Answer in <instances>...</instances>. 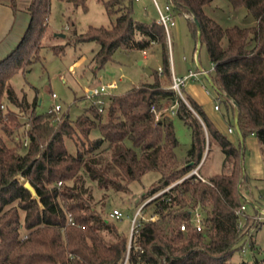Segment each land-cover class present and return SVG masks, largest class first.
I'll return each mask as SVG.
<instances>
[{"label": "trees", "instance_id": "trees-1", "mask_svg": "<svg viewBox=\"0 0 264 264\" xmlns=\"http://www.w3.org/2000/svg\"><path fill=\"white\" fill-rule=\"evenodd\" d=\"M51 1L30 0L22 7L28 26L0 60V264H121L126 254L127 264H248L226 261L260 224L254 217L241 224L242 191L249 192L252 181L243 170L244 147L222 134L183 87L182 97L171 88L167 35L156 21L134 19L135 0H98L116 15L115 22L110 28L73 31L66 44L93 42L90 62L100 67L117 50L156 47L161 67L152 71L151 81L111 94L101 111L92 103L73 121L50 109L39 113L36 98L29 103L17 96L11 80L40 61ZM57 1L86 9L88 0ZM213 1L167 4L186 18L196 42L204 45L213 69L211 85L224 99L227 120L232 116L241 138L255 136L264 152V0H227L233 9L245 7L255 20L227 28L206 15L204 8ZM48 47L63 53L62 45ZM165 102L191 133L181 161L172 119L162 113ZM93 129L96 138L90 137ZM67 140L74 153L67 150ZM212 144L223 155L222 172L204 180L188 175L196 168L199 174ZM149 171L160 177L136 202L135 212L149 208L151 217L140 216L129 238L102 206L111 193L128 192ZM93 189L100 193L97 200ZM194 211L203 218L201 232L191 227Z\"/></svg>", "mask_w": 264, "mask_h": 264}, {"label": "rangeland", "instance_id": "rangeland-1", "mask_svg": "<svg viewBox=\"0 0 264 264\" xmlns=\"http://www.w3.org/2000/svg\"><path fill=\"white\" fill-rule=\"evenodd\" d=\"M28 2L30 0H15L14 4L16 8H21ZM156 3L164 10L167 0L133 2L134 19L140 22L156 21L158 19ZM171 11L176 25L168 30L167 43L171 62L173 61L177 68L176 74L178 75L180 72L182 63L185 72L189 70L196 72L200 66L203 70L210 71L212 76V65L204 45H199L196 42L186 18L173 8ZM204 11L222 28L234 25L245 27L255 23L254 18L248 14L245 7L240 6L233 9L227 0H214L204 8ZM115 19L116 15L108 14L98 0H88L86 9L74 8L70 4L52 0L47 30L41 42L43 47L40 50V61L32 64L24 73L18 72L11 80V85L17 96H25L29 103L36 98L38 103L36 110L39 113L47 111L54 104H59L61 107L59 114H65L73 121L83 115L94 102V99L85 94L87 89L115 82L117 88L110 92L118 94L129 90L140 82L151 81L152 71H158L161 67V53L156 47L146 51L117 50L111 59L100 67L90 62L93 51L96 49L93 42H84L75 46L66 44L71 32H84L90 26L110 28ZM53 45H62L63 53L55 54L48 47ZM182 57L185 60H182ZM196 83L199 84L197 81ZM203 84L206 85L210 93L208 97L211 99L212 105L215 103L220 107V110L215 114L217 121L221 124L220 132L224 133L235 145L242 144L244 147L243 170L252 181L249 192L242 191L245 197L242 200L245 210L241 217V224L245 223V217H254L255 219L252 220L260 221V224L251 228L249 236L241 243L242 248L233 252L226 261L248 264L255 261L264 262V152H262L255 136H248L244 138V143H241L235 128L232 133L226 131L228 125L234 124V120L232 116L229 117V121L226 118L224 99L218 96L212 85L205 81ZM183 90L186 95L187 90ZM51 93L56 95L55 101L51 98ZM164 106L162 113L171 117L178 141L175 148L176 158L178 161L184 160L191 144L190 130L182 120L173 116L171 112L173 107L170 102H165ZM98 136L97 129H93L90 137ZM66 148L71 153L75 152V145L70 140L66 141ZM222 159L221 151L212 144L208 156L201 164L199 174L206 178L221 173ZM159 177L158 172L149 171L140 180L132 182L128 192L111 193L107 197L102 206L103 210L109 215L113 209H118L122 214L121 219L115 221L119 231L129 236L136 202L140 201L143 194L157 182ZM20 180L22 181V179ZM92 191L95 199H99L100 193L95 189ZM140 216L146 219L150 218V209L145 210Z\"/></svg>", "mask_w": 264, "mask_h": 264}, {"label": "crops", "instance_id": "crops-1", "mask_svg": "<svg viewBox=\"0 0 264 264\" xmlns=\"http://www.w3.org/2000/svg\"><path fill=\"white\" fill-rule=\"evenodd\" d=\"M11 2L12 0H0V60L5 58L17 46V44L19 43L29 23V15L26 14L22 10L23 6L21 8L14 9L11 6ZM175 25H176V22H175ZM175 25L172 27H175ZM182 60H185L184 57H182ZM170 65H171L172 77H175V78L185 77L187 73L191 71L189 70L185 72V68L181 63V66L179 69L180 72L177 75L176 74L177 68L175 66V63L173 61L171 62V59H170ZM202 71H204L206 74H204ZM195 73H197V76L187 78L185 80V84L183 88L186 89L187 94L197 104H199L202 107V109L204 110L208 118L211 120V122L216 126V128L218 130H219V127L220 129H222L220 126L221 124H219L215 116L216 111H219L220 107L217 110L214 108L216 104L214 103L212 105L211 99H209L208 97L210 93L207 90L206 85L203 84L205 81L207 84L211 85L210 71L203 70L199 66V70L196 71ZM196 81L199 82V84L196 83ZM188 82H193V83H188ZM234 128L236 130V134H237L239 142L244 143V139L241 138V136L239 135L236 129L235 121L231 128L228 125L226 131L229 132L228 129H231L229 133H232Z\"/></svg>", "mask_w": 264, "mask_h": 264}, {"label": "built area", "instance_id": "built-area-1", "mask_svg": "<svg viewBox=\"0 0 264 264\" xmlns=\"http://www.w3.org/2000/svg\"><path fill=\"white\" fill-rule=\"evenodd\" d=\"M138 1V0H135ZM157 11H158V19L156 20V23L160 26L163 27L167 37H168V30L170 29V27L175 25V20H174V15L173 12L171 11L172 7L170 4H166L164 7V10H162L157 3L155 4ZM204 74H206L204 71H202ZM197 73L189 71L187 73V75L185 77L182 78H175L172 77V84H171V88L173 90H175L180 96V89L184 86L185 84V80L187 78H191V77H196ZM100 79V78H99ZM117 88V84L115 82H110L107 84H101L99 86L93 87L91 89H87L85 91V94L89 97L94 99L93 104L96 105V107L98 108V110H102L103 106L106 104V98L109 97L111 95L110 90L112 89H116ZM182 97V96H181ZM51 98L55 101L56 100V95L54 93H51ZM214 108L217 110L218 109V105L216 104L214 106ZM50 110L58 113L61 110V107L59 104H54L52 105L50 108ZM228 131L230 132L231 129H228ZM26 146V141L24 142V147ZM194 174L196 175L199 179L204 180L200 174H198L197 172V168L194 169L191 173H189L188 175ZM60 184V183H59ZM245 208L244 206L241 207V211H244ZM140 215V208L135 212L134 217L132 218L131 221V228H130V233H129V238L131 237L132 233L135 231L136 227L138 226V217ZM122 217L121 212L118 209H113L110 213H109V218L113 219V220H120ZM153 219V218H151ZM69 223L73 224L70 216H69ZM190 224L192 229H194L197 232H201L203 231L204 227H203V218L200 215L199 212L194 211L191 215V219H190ZM180 230L181 231H187V227L185 224H181L180 225ZM127 259L128 256L126 254L123 262L121 264H127Z\"/></svg>", "mask_w": 264, "mask_h": 264}, {"label": "water", "instance_id": "water-1", "mask_svg": "<svg viewBox=\"0 0 264 264\" xmlns=\"http://www.w3.org/2000/svg\"><path fill=\"white\" fill-rule=\"evenodd\" d=\"M196 25L198 28L199 27L198 23H196ZM235 115H236V113H235ZM24 187L31 193L33 198L37 199V195L35 193V190L33 189V187L28 182H25Z\"/></svg>", "mask_w": 264, "mask_h": 264}]
</instances>
